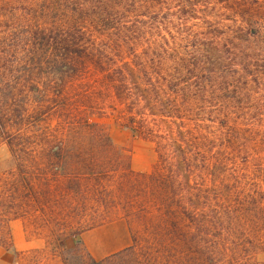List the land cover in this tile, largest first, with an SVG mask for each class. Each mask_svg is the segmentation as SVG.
Instances as JSON below:
<instances>
[{
    "label": "trees",
    "instance_id": "16d2710c",
    "mask_svg": "<svg viewBox=\"0 0 264 264\" xmlns=\"http://www.w3.org/2000/svg\"><path fill=\"white\" fill-rule=\"evenodd\" d=\"M2 143L0 246L15 220L46 238L13 264H68V240L74 264H264V0H0ZM117 215L132 245L87 255Z\"/></svg>",
    "mask_w": 264,
    "mask_h": 264
},
{
    "label": "rangeland",
    "instance_id": "374dc122",
    "mask_svg": "<svg viewBox=\"0 0 264 264\" xmlns=\"http://www.w3.org/2000/svg\"><path fill=\"white\" fill-rule=\"evenodd\" d=\"M101 122L106 123L109 127L114 143L129 152L133 171L150 172L153 169L157 163V154L153 145L133 137L131 133L118 126L112 125L110 119H103ZM14 169V161L7 145L5 143L0 144V177L10 174ZM117 216L118 218L111 220L106 225L88 231L81 236L79 243L87 255L100 260L132 245V228L120 215ZM11 230L14 247L13 250L7 251L0 246V249L6 252V255L0 259V264H13L17 252L28 253L45 249V236L28 231L23 221L15 220L11 222ZM79 250L80 248L77 247L75 240H68L65 253L68 264L80 262ZM256 260L259 263H264V250L256 255ZM46 264H63V262L57 258L48 260Z\"/></svg>",
    "mask_w": 264,
    "mask_h": 264
},
{
    "label": "crops",
    "instance_id": "0c3cea01",
    "mask_svg": "<svg viewBox=\"0 0 264 264\" xmlns=\"http://www.w3.org/2000/svg\"><path fill=\"white\" fill-rule=\"evenodd\" d=\"M4 255H6V252H4V250H1V249H0V259H1Z\"/></svg>",
    "mask_w": 264,
    "mask_h": 264
}]
</instances>
